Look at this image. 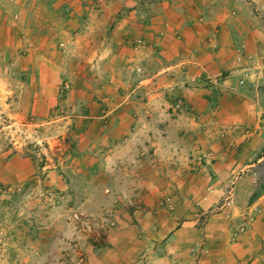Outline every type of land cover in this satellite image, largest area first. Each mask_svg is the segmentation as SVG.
<instances>
[{"label": "rangeland", "instance_id": "rangeland-1", "mask_svg": "<svg viewBox=\"0 0 264 264\" xmlns=\"http://www.w3.org/2000/svg\"><path fill=\"white\" fill-rule=\"evenodd\" d=\"M239 6L243 31L264 25L253 3ZM161 8V0H0V264H95L110 253L107 238L149 208L148 196L174 213L170 193L208 168L196 145L214 132L251 141L254 190H264V50L241 41L239 68L175 83L161 67L171 43ZM220 206L188 214L199 227ZM255 210L243 213L247 223ZM133 229L124 261L148 264Z\"/></svg>", "mask_w": 264, "mask_h": 264}, {"label": "crops", "instance_id": "crops-1", "mask_svg": "<svg viewBox=\"0 0 264 264\" xmlns=\"http://www.w3.org/2000/svg\"><path fill=\"white\" fill-rule=\"evenodd\" d=\"M240 2L253 3L261 14L264 13V0H161L160 14L168 20L165 35L171 41L166 45L167 63L161 67L175 72V83L199 79L201 73H205V77L209 72L215 76L222 71L219 70L221 67L239 68L235 52L241 41H245L255 51L264 50L262 23L255 25L251 32L239 27V13L242 12ZM257 15L254 12L250 14L252 24L261 20L260 15ZM160 28L154 27V34ZM211 42L216 45L213 50L208 48ZM156 72L158 75L160 70ZM251 98H254L253 94ZM231 120H234L233 117ZM221 136L222 133L214 132L212 137L196 145L204 156H197V160L205 161L208 168L199 167L195 173L187 174L194 182L187 181V187L178 190V197L172 194V190L170 198L174 213L167 212L155 198L148 196L149 202H145V205L151 210L147 208L143 213L136 209L135 225H120L119 231L113 232L117 234V237L113 236L116 239L109 236L108 247H103L110 253L105 252V256L104 250H100L103 256L97 257L95 264L132 263L124 261L126 258L123 256L124 251L135 250L134 245L125 243L130 228H134L131 230L133 235L143 237L148 244L146 247L145 244L136 246L142 253L137 258L145 256L149 260L148 264H164L165 258L166 263L170 259L174 260L169 264H264V190H254L256 172L252 171L255 163L251 161L254 157L252 143L243 138L235 140V144L230 139L229 143L224 141L225 137L222 140ZM230 145L233 148H229ZM172 147L173 144L167 145L161 151L166 154L173 152ZM158 149L159 146L155 151L159 152ZM191 161L194 163L196 159L186 158L187 163ZM228 178L233 179L225 186L224 182ZM217 204L221 205L219 211L196 227L188 213L196 205L207 210ZM253 208H256L253 220L247 223L243 213L250 214ZM196 242H199V250L194 254L192 246ZM163 249L165 254L162 253Z\"/></svg>", "mask_w": 264, "mask_h": 264}]
</instances>
